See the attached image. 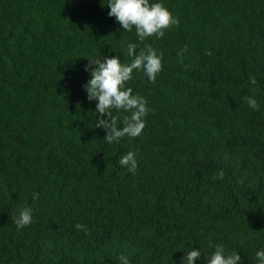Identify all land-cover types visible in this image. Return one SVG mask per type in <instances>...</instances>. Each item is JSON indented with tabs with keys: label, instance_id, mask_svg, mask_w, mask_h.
<instances>
[{
	"label": "trees",
	"instance_id": "16d2710c",
	"mask_svg": "<svg viewBox=\"0 0 264 264\" xmlns=\"http://www.w3.org/2000/svg\"><path fill=\"white\" fill-rule=\"evenodd\" d=\"M108 3L0 0V264H119L121 253L131 264H181L193 249L202 252L195 264H207L210 241L258 264L264 0H149L179 26L143 43L108 16ZM128 43L163 53V70L155 83L133 73L126 87L148 101L146 127L108 144L92 128L99 114L82 87L85 66L130 62ZM128 151L135 174L118 163ZM23 207L33 221L17 230Z\"/></svg>",
	"mask_w": 264,
	"mask_h": 264
},
{
	"label": "clouds",
	"instance_id": "9594fccd",
	"mask_svg": "<svg viewBox=\"0 0 264 264\" xmlns=\"http://www.w3.org/2000/svg\"><path fill=\"white\" fill-rule=\"evenodd\" d=\"M110 9L109 17H115L123 31L133 32L137 39L143 43L155 36L162 38L170 27H178L179 19L173 15L162 3H149V0H109L106 6ZM136 43H128V63H122L119 56L103 57V59L88 60L85 71H90V79L82 87L87 93L89 101H96V112L99 118L93 123L92 128L106 130L103 138L108 144L119 143L124 137L137 138L143 134L146 127V117L151 111L145 97L134 94L131 87H126L127 82L133 77L134 72L142 71L147 79L155 83L157 76L163 70V53H158L151 45H145L137 50ZM186 47L183 51H186ZM211 55V53H207ZM178 55H182L178 53ZM96 65V67H93ZM252 85L256 84L254 76L249 77ZM247 104L253 110L259 109L255 97H245ZM121 115H113V112ZM107 117L105 119L104 117ZM118 163L130 173L135 174L138 168L136 153L128 151L122 155ZM225 173L220 170L212 180H223ZM39 194L34 193L33 199H38ZM33 221L30 207H23L19 214L13 218L17 230L29 226ZM76 229L87 232V226L77 223ZM210 256H205L207 264H241V256L236 251L226 252L222 244L213 245ZM200 250H191L181 259V264H195L201 257ZM258 264H264V249L255 253ZM119 264H131L129 255L121 253L118 257Z\"/></svg>",
	"mask_w": 264,
	"mask_h": 264
}]
</instances>
